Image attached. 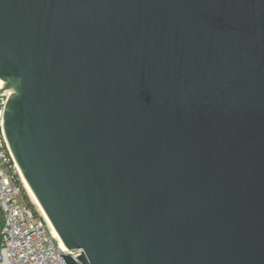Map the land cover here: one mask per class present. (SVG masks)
<instances>
[{
  "label": "water",
  "instance_id": "95a60500",
  "mask_svg": "<svg viewBox=\"0 0 264 264\" xmlns=\"http://www.w3.org/2000/svg\"><path fill=\"white\" fill-rule=\"evenodd\" d=\"M0 80L66 264H264V0H0Z\"/></svg>",
  "mask_w": 264,
  "mask_h": 264
},
{
  "label": "built area",
  "instance_id": "2783aa9c",
  "mask_svg": "<svg viewBox=\"0 0 264 264\" xmlns=\"http://www.w3.org/2000/svg\"><path fill=\"white\" fill-rule=\"evenodd\" d=\"M5 93H0V264H66L61 254L67 249L25 198L22 174L3 131Z\"/></svg>",
  "mask_w": 264,
  "mask_h": 264
},
{
  "label": "bare ground",
  "instance_id": "6f19581e",
  "mask_svg": "<svg viewBox=\"0 0 264 264\" xmlns=\"http://www.w3.org/2000/svg\"><path fill=\"white\" fill-rule=\"evenodd\" d=\"M2 85H3V81H1V86H2ZM22 180H23V184H24V187H25V189H26L28 195L30 196V198L32 199V201L36 204V206H37L38 210L40 211L41 215L44 217V215H43V213H42V211H41V209H40V207H39V205H38L36 199L34 198V196H33L32 192H31L30 188L28 187V185H27V183H26V181H25L23 175H22ZM44 219L47 221V219H46L45 217H44ZM47 222H48V221H47ZM48 224H49V222H48ZM49 225H50V224H49ZM50 226H51V225H50ZM51 228H52V226H51ZM52 229H53V228H52ZM53 231H54V234H55V235L58 237V239L60 240L61 246H62L63 248H65V245L63 244V242H62L61 239L59 238L58 234L55 232L54 229H53Z\"/></svg>",
  "mask_w": 264,
  "mask_h": 264
},
{
  "label": "rangeland",
  "instance_id": "374dc122",
  "mask_svg": "<svg viewBox=\"0 0 264 264\" xmlns=\"http://www.w3.org/2000/svg\"><path fill=\"white\" fill-rule=\"evenodd\" d=\"M24 188H25V187H24ZM25 192H26L27 197L29 198V201L34 205V207L36 208V210H37L38 212H40V211L38 210L36 204L32 201V199H31L30 196L28 195L26 189H25Z\"/></svg>",
  "mask_w": 264,
  "mask_h": 264
},
{
  "label": "trees",
  "instance_id": "16d2710c",
  "mask_svg": "<svg viewBox=\"0 0 264 264\" xmlns=\"http://www.w3.org/2000/svg\"><path fill=\"white\" fill-rule=\"evenodd\" d=\"M26 200L29 202V198L27 197V195H25ZM32 207H34V205L31 203ZM35 208V207H34Z\"/></svg>",
  "mask_w": 264,
  "mask_h": 264
}]
</instances>
